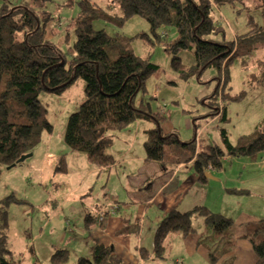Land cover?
<instances>
[{
    "label": "trees",
    "instance_id": "1",
    "mask_svg": "<svg viewBox=\"0 0 264 264\" xmlns=\"http://www.w3.org/2000/svg\"><path fill=\"white\" fill-rule=\"evenodd\" d=\"M29 1L35 5L46 0ZM235 1L212 0L219 8ZM106 6H117L120 15L108 13L104 5L94 0H79L74 21L76 39L69 57L44 38L39 19L30 6H17L5 14L0 12V176L2 168L12 166L21 156L32 152L44 131L53 130L46 103L39 99L40 91L61 94L78 78L83 81L85 98L70 114L64 139L70 151L79 152L99 168H110L115 162L106 151L114 142L111 133L140 120L155 124L147 131L144 142L146 160L158 162L162 169L171 165L170 171L174 166L190 163L189 169L200 182H206L205 173L210 168L221 169L225 159L243 156L256 161L264 155V119L254 132L239 137L236 144L221 129L222 145H212L209 150L199 149L195 136L183 141L176 132L164 133L161 120L165 117L152 110L151 99L146 97L147 81L152 75L160 74L161 68L148 58L136 55L130 48V38L111 36L104 29L95 30L93 22L103 18L122 26L127 19L141 16L149 22L152 35L141 37L151 44L154 38L162 41L169 36L165 30L159 33V29H173L175 38L168 42L163 39L173 69L189 77L206 68H216L219 75L224 71L225 86L230 64L250 57L257 49L256 41H264V24L257 26L254 33L240 35L234 42L227 41L223 34L216 36L219 26L212 17L214 8L209 0H108ZM183 49L195 52V65L189 69H185L178 56ZM255 71L249 75L251 87L264 81V61L260 60ZM219 88L211 98L216 97ZM226 115L223 108L221 113L193 116L195 134L201 128L200 120L216 117L225 121ZM56 171L66 172L64 154L58 160ZM226 192L248 195L247 191L235 188ZM13 200L12 195L0 200V264H20L8 248V206ZM195 214L205 215L206 235L198 239V244L206 248L210 262L233 264L230 258L234 256L237 242L246 240L256 255L255 264H264L263 218L249 217L245 222L236 223L204 205L183 212L175 208L163 213L154 232L153 250L140 248L142 259L164 258L166 238L170 234L187 237L193 233ZM84 219L87 228L100 223L98 213L94 216L88 212ZM68 259V249L56 248L50 264H68ZM76 264L131 263L119 258L112 247L96 244L90 255L79 256Z\"/></svg>",
    "mask_w": 264,
    "mask_h": 264
},
{
    "label": "rangeland",
    "instance_id": "2",
    "mask_svg": "<svg viewBox=\"0 0 264 264\" xmlns=\"http://www.w3.org/2000/svg\"><path fill=\"white\" fill-rule=\"evenodd\" d=\"M94 1L104 5L108 13L120 15L117 6H106L108 0ZM209 1L214 8L212 17L219 26L216 34L218 38L223 34L227 41L236 42L240 35L249 31L254 33L258 29L257 26L264 24V0H237L220 8L212 0ZM24 5L34 10L44 38L57 45L69 57L70 47L76 39L74 21L79 12V0H46L35 5L29 0H0V12L5 14L14 7ZM93 27L95 30L104 29L111 36L121 35L130 38V48L136 55L148 58L151 63L161 68L160 74L152 75L146 83V97L151 99L153 110L157 109L156 103L158 107L165 103L162 108L165 118L161 122L175 124L178 114L184 109L189 110L194 116L216 111L221 113L223 108L226 109L225 121L221 118L207 117L201 120L203 129H198L197 141L202 149L209 150L212 145H222L221 129H225L230 142L236 144L239 137L254 132L264 119V81L253 87L249 85V75L256 72L260 60L264 61V41H256L254 45L257 49L249 55L250 57L230 64L229 78L225 86L224 71L219 75L216 68H206L202 73L189 77L175 71L171 56L163 45L164 38L162 41L154 38L151 44L141 37L142 34L152 36L149 22L141 16L135 15L127 19L122 26L113 21L97 18L93 22ZM163 30L169 33L164 39L165 42L175 38L173 29L161 28L158 32ZM194 53V49H183L179 52L178 56L185 69L195 65ZM218 76H221V79L218 80ZM170 83H176L180 90L182 88L176 101L177 93L165 95L160 88L161 84L169 86ZM218 88L219 93L215 98H211ZM156 90L158 94L154 97L153 93ZM84 98V86L80 78L61 94L41 90L39 99L46 103L47 118L52 123L53 130L51 133L43 132L40 143L31 152L32 156L10 169L2 168L0 200L10 195L14 199L8 206V248L20 264H36L33 256H36L41 264H50L55 248L53 246L68 249V264H76L79 255H90L89 251L84 249L88 233L82 232L80 228L85 223L87 211L95 212L97 206L104 207L106 211L108 203L116 206L119 202L120 210L131 215H135L137 211L139 216L142 212H147L143 213L144 216L141 218L144 226L141 228L140 239L148 251L153 250L156 215L162 213V207H166L170 199L168 195L163 194L162 200L145 208V198L149 197L148 187L152 193L157 192L170 173L167 175L162 172L155 162H147L143 169H136L132 173L131 165L122 160H118L109 170L101 172V179H97L98 175L95 173L87 175L83 169L66 174L56 171L60 156L64 154V161L67 157V153H64L67 149L64 135L68 118L79 108ZM67 150L70 152L69 148ZM108 150L109 148L106 149L107 152ZM73 154L78 155L79 152ZM261 163H264V155L256 161L243 156L225 159L221 169L210 171L213 178L207 179L208 183L198 181L193 170L189 173L185 169L190 163L174 166L171 169L172 177L179 173L176 180L180 185H184L177 204L178 209L187 211L195 204H202L209 207L212 212H221L231 217L236 223L246 220L241 219L244 214H250L251 219H264V165ZM251 164H256L254 169L262 171L263 179L258 177V181L249 182L247 175ZM107 173L109 176L105 181ZM146 173L150 176L149 179L146 178ZM138 175L141 180L134 178ZM222 178L240 182V186L248 189L250 194L241 197L226 193L225 188L228 186ZM256 182L259 183L258 186L254 185ZM83 190L89 194L82 195L86 192H82ZM130 200L140 202L139 206L127 204ZM245 203L248 205L243 206ZM257 209L259 211L255 212ZM118 211L117 213L120 212ZM158 211L160 212L157 213ZM108 215L105 214V219ZM204 219L205 215H193L192 223L195 228L193 233L187 237L170 234L166 238L164 258H148L141 260L140 263L218 264L210 262L206 248L198 244V239L206 235ZM67 221L70 225L66 224ZM92 226L94 225L89 228ZM72 232L80 237L79 242L69 243V239L74 237ZM242 241L247 243L246 240ZM49 247L52 251L48 252Z\"/></svg>",
    "mask_w": 264,
    "mask_h": 264
},
{
    "label": "crops",
    "instance_id": "3",
    "mask_svg": "<svg viewBox=\"0 0 264 264\" xmlns=\"http://www.w3.org/2000/svg\"><path fill=\"white\" fill-rule=\"evenodd\" d=\"M170 84L171 85L169 86L161 84L160 88L162 92L165 93V95H171V94L176 95L177 93V96H175L176 99L175 97L173 98L176 101L182 92L181 91L182 88L181 90L178 89L176 86L177 85L176 83H170ZM164 104L165 103H163L162 105ZM156 105H157V109L153 110L152 108V110L154 112H158V111L161 112V114L165 117V113L163 114V111H162L163 107L161 106L158 107L157 103ZM204 115L206 114L200 113L197 117H201V116L203 117ZM193 116L194 115L189 110L187 109L182 110V113L178 114V120L175 124L171 122H165V121L162 122L161 127L163 129V132L164 133L176 132L178 136L180 137V139L183 141L192 139V137L195 136V129H194L193 120H192ZM199 123H201V120ZM154 125L155 124L153 122L140 120V121H135L129 124L127 127H125L124 129L120 131L117 130V131L112 132L111 134L114 136V142L112 146L109 148L108 153L113 156L115 162L110 168H112L115 164H117L118 160H122L124 163L126 164L128 163L131 165L130 172L134 173L136 169H143V167L145 166L147 162H154V161L146 160V154H145V149H144V142L147 140V137H148L147 131L151 129ZM200 129H203V127H201ZM196 138L198 140V131H197ZM66 147L67 149L69 148L67 145ZM197 147L199 149H202L200 145L198 144V141H197ZM67 149L64 151V153H67V157L65 161L66 163V172H64L65 174L70 171H76L79 169H83L86 171L87 175L95 173L96 175H98L97 179H101L102 178L101 172H103L104 170L110 169V168H107V169L99 168L96 165L90 164L84 155H81V154L75 155L73 154L72 151H70L71 153L67 152L68 151ZM155 163L159 166L162 172L167 173V175L168 173H170V175L168 176V179L165 180V182L160 185L157 192L152 193V190L148 187L149 197L145 198V208L146 206H151L154 203H157L158 201L162 200L163 194L168 195L170 199V201L168 202V205L166 207H162L161 209L162 213L156 215L157 217L156 225H157L163 213H166L175 208H177V210H180L182 212L186 210H181V209H178L179 207H177L178 206L177 204L180 201L179 197L181 194V189L184 186V185H180L176 180V176L179 173L175 177H172L171 175L172 172L170 171L169 168L162 169L158 162H155ZM261 164L264 165V163H261ZM256 166H257L256 164L249 165V168H248L249 174L247 175V178H249L250 183L252 182V180H257L258 177L262 178L263 173L260 170L254 169ZM185 169L188 170L189 173H191L192 171V169H189V167H186ZM210 171H214V170L209 169L208 172L211 173ZM179 172H181V170H179ZM105 176H106L105 181H107L108 176H109L108 173ZM134 178L141 180V177L139 175ZM146 178L148 179L150 178V176L147 173H146ZM222 180L228 186L227 188H225V191H227L228 189L235 188V189H241V190L247 191L248 195L250 194V191L248 189L240 186V182H237L234 180H226L225 178H222ZM206 183H208V180L206 181ZM254 185L258 186L259 183L256 182L254 183ZM236 187H240V188H236ZM84 191L86 190H83L82 192ZM87 194H89L88 191H86L82 195H87ZM248 195H238V196L246 197ZM115 200L117 201V199ZM139 203L140 202H135L132 200L127 202V204H131L132 206H135V207H138ZM196 205H202V204H195L194 206ZM247 205L248 204L245 203L243 206H247ZM106 206H107L106 211L104 207L97 206V211L95 212L87 211L86 212V214L89 212L90 214L97 216L98 211H105V214H109V215L106 217V219L104 217V220L102 222L93 224L94 226H92L91 228H87L85 223L81 226L80 230L84 233H88L87 243L84 244V247H85L84 249L88 250L90 253L94 245L103 244L105 246L112 247L116 255L119 258H121L123 261L131 263V264H141L140 261L144 259H142V257L140 256L139 248H146L143 246V243L140 239V233L142 230L141 228H143L144 226L141 218L144 216L143 213L147 214V212H142L140 216H139L138 211L136 212L135 215H131L130 213H124L123 211L120 210L121 205L119 202L116 204V206L111 203H108ZM117 210H119L120 212L118 211L119 213H117ZM258 211L259 209H257V211L255 212H258ZM159 212L160 211H158L157 213ZM249 217H251L250 214L249 215L244 214V216L241 219L243 220L246 219L245 221H247ZM66 224L70 225V222L67 221ZM155 229H156V226H155ZM155 229H154V232H155ZM121 230H124L125 232L120 234L119 232ZM72 233L74 234L75 232H72ZM63 241H65V239H63ZM72 241L79 242L80 237L77 234H74V237H71L69 239V243H71ZM32 245L34 246V244ZM53 248L55 250L56 248H65V247L53 246ZM49 251H52L51 247H49L48 252ZM32 252H33V248H32ZM233 255H234L233 258H230V259H233V264H255L257 260L251 244L248 242L245 243L242 240L239 241V244L234 250ZM79 256H82V255H79ZM32 258L36 264L42 263L36 256H33ZM218 264H223V263L218 262Z\"/></svg>",
    "mask_w": 264,
    "mask_h": 264
},
{
    "label": "water",
    "instance_id": "4",
    "mask_svg": "<svg viewBox=\"0 0 264 264\" xmlns=\"http://www.w3.org/2000/svg\"><path fill=\"white\" fill-rule=\"evenodd\" d=\"M30 156H32L31 153L21 156L15 164H13L12 166L7 167V169H10V168H12V167L17 166L18 163H22L23 161H25V160H26L27 158H29ZM205 177H207L208 179H209V178H213L212 175H211V173H209V172H206V173H205Z\"/></svg>",
    "mask_w": 264,
    "mask_h": 264
},
{
    "label": "built area",
    "instance_id": "5",
    "mask_svg": "<svg viewBox=\"0 0 264 264\" xmlns=\"http://www.w3.org/2000/svg\"><path fill=\"white\" fill-rule=\"evenodd\" d=\"M157 94H158V91L156 90V91L153 93V96L156 97ZM162 107H163V105H162ZM97 213H98V220H99L100 222H102V221L104 220V215H103L104 212L101 213L100 211H98Z\"/></svg>",
    "mask_w": 264,
    "mask_h": 264
},
{
    "label": "bare ground",
    "instance_id": "6",
    "mask_svg": "<svg viewBox=\"0 0 264 264\" xmlns=\"http://www.w3.org/2000/svg\"><path fill=\"white\" fill-rule=\"evenodd\" d=\"M213 119H215V118H213ZM213 119H212V120H213ZM196 136H197V133L195 134V139H196V142H197V138H196ZM100 212H101V213L104 212L103 215H104V217H105V211H100Z\"/></svg>",
    "mask_w": 264,
    "mask_h": 264
}]
</instances>
